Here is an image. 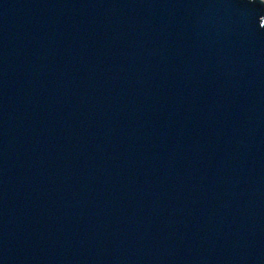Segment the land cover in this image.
Returning <instances> with one entry per match:
<instances>
[{"label": "water", "instance_id": "obj_1", "mask_svg": "<svg viewBox=\"0 0 264 264\" xmlns=\"http://www.w3.org/2000/svg\"><path fill=\"white\" fill-rule=\"evenodd\" d=\"M264 6L0 0V264H264Z\"/></svg>", "mask_w": 264, "mask_h": 264}, {"label": "snow or ice", "instance_id": "obj_2", "mask_svg": "<svg viewBox=\"0 0 264 264\" xmlns=\"http://www.w3.org/2000/svg\"><path fill=\"white\" fill-rule=\"evenodd\" d=\"M244 3H247L249 5H252V4H259L261 6H264V0H243ZM260 28L261 29H264V26H261L260 25Z\"/></svg>", "mask_w": 264, "mask_h": 264}]
</instances>
